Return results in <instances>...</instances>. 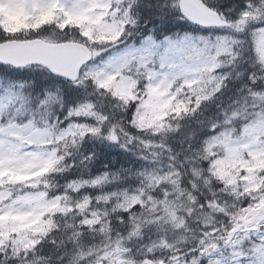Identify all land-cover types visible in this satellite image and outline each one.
Returning <instances> with one entry per match:
<instances>
[{"label": "snow or ice", "instance_id": "snow-or-ice-1", "mask_svg": "<svg viewBox=\"0 0 264 264\" xmlns=\"http://www.w3.org/2000/svg\"><path fill=\"white\" fill-rule=\"evenodd\" d=\"M0 264H264V0H0Z\"/></svg>", "mask_w": 264, "mask_h": 264}]
</instances>
